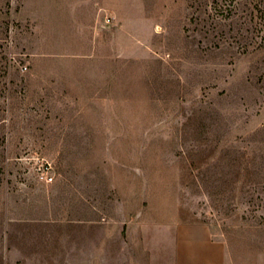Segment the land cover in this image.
Here are the masks:
<instances>
[{
	"label": "rangeland",
	"instance_id": "374dc122",
	"mask_svg": "<svg viewBox=\"0 0 264 264\" xmlns=\"http://www.w3.org/2000/svg\"><path fill=\"white\" fill-rule=\"evenodd\" d=\"M212 3L0 0V264H264V45Z\"/></svg>",
	"mask_w": 264,
	"mask_h": 264
},
{
	"label": "trees",
	"instance_id": "16d2710c",
	"mask_svg": "<svg viewBox=\"0 0 264 264\" xmlns=\"http://www.w3.org/2000/svg\"><path fill=\"white\" fill-rule=\"evenodd\" d=\"M212 8L216 20L235 25V35L223 36L226 42H240L244 50L264 45V0H213Z\"/></svg>",
	"mask_w": 264,
	"mask_h": 264
},
{
	"label": "crops",
	"instance_id": "0c3cea01",
	"mask_svg": "<svg viewBox=\"0 0 264 264\" xmlns=\"http://www.w3.org/2000/svg\"><path fill=\"white\" fill-rule=\"evenodd\" d=\"M175 264H224L225 246L206 227L191 225L178 231Z\"/></svg>",
	"mask_w": 264,
	"mask_h": 264
},
{
	"label": "built area",
	"instance_id": "2783aa9c",
	"mask_svg": "<svg viewBox=\"0 0 264 264\" xmlns=\"http://www.w3.org/2000/svg\"><path fill=\"white\" fill-rule=\"evenodd\" d=\"M49 179L52 180V177H50Z\"/></svg>",
	"mask_w": 264,
	"mask_h": 264
}]
</instances>
